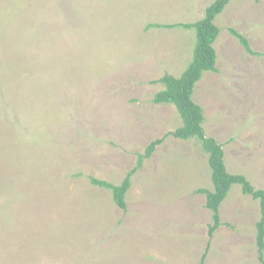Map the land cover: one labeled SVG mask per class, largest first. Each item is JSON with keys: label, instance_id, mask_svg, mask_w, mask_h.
I'll list each match as a JSON object with an SVG mask.
<instances>
[{"label": "rangeland", "instance_id": "374dc122", "mask_svg": "<svg viewBox=\"0 0 264 264\" xmlns=\"http://www.w3.org/2000/svg\"><path fill=\"white\" fill-rule=\"evenodd\" d=\"M215 1L0 0V264H261L260 204L240 185L210 236L198 191L215 185L198 139L158 146L126 211L90 180L121 184L183 125L153 100L191 62L195 30L148 26L195 23ZM215 24L217 72L193 100L227 172L264 191V0H232Z\"/></svg>", "mask_w": 264, "mask_h": 264}, {"label": "trees", "instance_id": "16d2710c", "mask_svg": "<svg viewBox=\"0 0 264 264\" xmlns=\"http://www.w3.org/2000/svg\"><path fill=\"white\" fill-rule=\"evenodd\" d=\"M232 0H216L205 10L204 17L189 24H151L148 28H184L195 30L196 43L193 58L180 77L166 74L158 83L165 86V89L154 97L156 105H175L183 125L173 133H168L161 139L153 141L145 150L144 154L138 155L137 166L131 171L119 185H113L107 181L91 178V183L102 189L110 190L114 203L123 211L127 210L126 195L132 184V177L143 167L144 161L150 159L158 146H161L169 137L180 140L198 139L203 150L209 155V166L212 170V180L215 191L199 190L198 193L206 194L207 208L212 211L214 225L210 227L209 234L212 236L220 226V205L226 199L229 190L234 185H240L245 195L251 196L259 201L261 209V220L258 223V247L259 260L264 264V191L255 190L250 182L242 175H231L227 172L224 163V152L222 145L214 138L207 137L203 128L205 115L203 108L194 102L193 95L196 85L202 80L207 72H217V53L214 44L219 37L221 30L215 24L216 18L224 12ZM259 1V0H255ZM230 33L236 37L245 51L252 56H262L251 49L248 40L236 30L231 29ZM206 254L201 263L204 264Z\"/></svg>", "mask_w": 264, "mask_h": 264}]
</instances>
